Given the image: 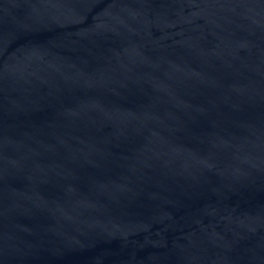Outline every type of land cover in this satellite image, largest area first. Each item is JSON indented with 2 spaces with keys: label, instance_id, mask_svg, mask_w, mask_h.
<instances>
[{
  "label": "water",
  "instance_id": "obj_1",
  "mask_svg": "<svg viewBox=\"0 0 264 264\" xmlns=\"http://www.w3.org/2000/svg\"><path fill=\"white\" fill-rule=\"evenodd\" d=\"M0 264H264V0H0Z\"/></svg>",
  "mask_w": 264,
  "mask_h": 264
}]
</instances>
